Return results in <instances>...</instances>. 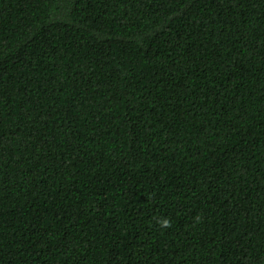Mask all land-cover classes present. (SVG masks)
<instances>
[{
	"label": "trees",
	"instance_id": "16d2710c",
	"mask_svg": "<svg viewBox=\"0 0 264 264\" xmlns=\"http://www.w3.org/2000/svg\"><path fill=\"white\" fill-rule=\"evenodd\" d=\"M0 264H264V0H0Z\"/></svg>",
	"mask_w": 264,
	"mask_h": 264
}]
</instances>
